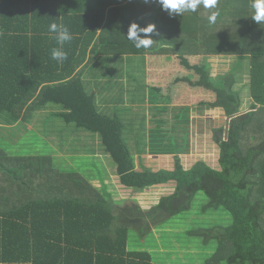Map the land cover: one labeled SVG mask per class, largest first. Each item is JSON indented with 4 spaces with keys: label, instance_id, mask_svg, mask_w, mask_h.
I'll return each instance as SVG.
<instances>
[{
    "label": "trees",
    "instance_id": "16d2710c",
    "mask_svg": "<svg viewBox=\"0 0 264 264\" xmlns=\"http://www.w3.org/2000/svg\"><path fill=\"white\" fill-rule=\"evenodd\" d=\"M252 2L217 0L215 8L201 4L195 12L170 15L158 0H0V264H154L151 253L129 250L131 225L143 220L141 232L148 233L190 210L200 192L209 200L205 210L224 207L232 217L227 227L193 233L202 235L206 243L216 241L218 252L225 249L213 262L264 264V23L252 19ZM214 11L220 15L213 25L208 17ZM107 12L118 18L114 27L103 22ZM165 14L185 21L184 30L171 34L180 40L200 34L211 52L225 51L244 60L252 57L248 75L253 103L247 113L234 91V76L215 80L206 66H191L181 57L182 64L200 78L178 82L212 91L216 100L211 106L231 118L227 139L224 129L214 131L220 169L199 161L186 170L179 156L187 148L177 147L182 137L174 129L173 134L163 131L173 150L177 149L174 170L154 172L143 166L136 170L135 155L140 158L146 146L142 133L147 115L138 104L140 93L113 92L115 97L111 96L106 109L74 67L87 46L86 38L94 39L99 28L103 42L113 29L126 34L125 25H156ZM53 22L67 25L74 37L65 44L69 56L62 64L51 59V50L57 46L49 33ZM123 83L117 78L107 87L120 88ZM128 83L129 88L135 86L131 78ZM164 111L169 107L152 106L151 117L161 122ZM21 118L25 123L40 119L36 124L40 133L26 130L25 136H18L2 127ZM70 127L78 135L97 136L99 149L84 151L92 152L93 160L99 154L109 158L112 172L126 190L141 193L173 185V191L146 212L136 200H128L123 207L124 201L107 189L108 175L96 189L80 170L64 169L36 151V155L22 152L30 137L44 140L46 134H53L54 139L59 133L62 138ZM75 141L68 143L73 147ZM103 167L108 168L105 163Z\"/></svg>",
    "mask_w": 264,
    "mask_h": 264
},
{
    "label": "rangeland",
    "instance_id": "374dc122",
    "mask_svg": "<svg viewBox=\"0 0 264 264\" xmlns=\"http://www.w3.org/2000/svg\"><path fill=\"white\" fill-rule=\"evenodd\" d=\"M129 27L130 26L125 25V27H123L124 31H128ZM127 33L124 35H127ZM110 43L111 47H116L112 41H110ZM109 53L112 55L110 56L112 59H114L115 56H123L115 49ZM213 54L222 56L215 57L216 64H212L208 69L212 72L213 78L215 80L220 79L217 73L228 70V66L221 65H225L224 63L230 64V73L228 72L225 77H235L234 91L238 94L239 99L241 100V107L244 111L250 110L253 103L251 97L253 96L248 72L251 67L252 57L247 58L246 60L241 57L238 60H234V57L231 58L230 56L232 55H228V52L226 53L225 51L220 53L213 52ZM135 57L137 65H142V63L139 62L140 56L135 55ZM113 97H115V95H113ZM208 108L209 110H206L203 115L199 116L197 112H194L192 116L189 138L190 147L189 151H187L189 153L183 156L181 155L180 157L181 163L185 169H189L193 162L199 161H205L213 167H217L219 164V150L217 145L212 141L211 135L214 127L223 125L224 123L226 125L227 120L222 110ZM210 116L213 118H208ZM38 122L41 123V120L34 119L29 123L19 120V124L15 123L12 125V128L9 127L10 125H3L2 127H4L10 134L15 133L19 136L26 130H35ZM57 126L59 132H61L58 124ZM36 131L38 132L39 129H36ZM38 133H40V131ZM82 133H84V135L73 133V127H70L69 130L62 134V138L66 140V142L62 141L61 134L59 135V133L57 138L54 139L53 137H55V135L53 134H46V137L43 138L44 140H37L35 137L31 139L30 137L28 140V146H26V148L24 147L22 152L28 150V152L24 154L33 155L35 154L34 151H36L38 153H36L37 155L44 158L51 157L55 159L64 169L72 167V169L80 170L87 183L92 187L99 189L101 187V179L105 177L107 173L111 174L112 172L111 169H109L108 172V170L103 167V163L107 166H110L111 163L109 158L106 160L102 154H99V156L93 160L92 152L84 151L85 149L92 148L99 149V146L96 141V139L98 140L97 136L91 133ZM127 134L128 136L131 135L129 132H127ZM23 135L25 136V134ZM87 136H89L88 140H84ZM48 138H51V140L48 141ZM72 139L77 140L75 141L76 146L72 147L69 145L68 142H71ZM176 139L177 138H174L173 141ZM180 141L182 142V140ZM162 145L165 149H162L159 152H169L174 149L173 145H166L164 143H162ZM131 147L133 148V146ZM24 154H22V156H24ZM141 159L142 158H140V160ZM138 160L139 158L136 157V161ZM174 161L173 157L159 160L158 158H155L154 160L151 156H145V164L153 169L160 168V166H163L162 163L171 164ZM105 184L111 194L117 199H122L124 201V203L122 202L123 207L127 205L128 200H132L131 197L133 196V199L138 201L141 209L145 212L156 205L162 196L168 195L172 192L168 186H165L151 188L137 197L134 195L131 196V194L119 184L115 172L112 177L107 178ZM208 202V197L204 192L198 193L190 210L166 219L154 226L148 233L145 232V234L141 232L142 228H140L144 226L143 220H137V226L131 225L132 227L129 229V250L151 253L154 264H216L213 260L218 259V255L221 256L225 254V249L218 252V243L216 241L206 243L202 235L193 233L200 230L212 229L215 226L227 227L232 224V217L224 207L215 210H205L204 208ZM130 206H132V204ZM219 264L221 263L219 262Z\"/></svg>",
    "mask_w": 264,
    "mask_h": 264
},
{
    "label": "crops",
    "instance_id": "0c3cea01",
    "mask_svg": "<svg viewBox=\"0 0 264 264\" xmlns=\"http://www.w3.org/2000/svg\"><path fill=\"white\" fill-rule=\"evenodd\" d=\"M125 4H128V2H125ZM226 8L230 7L226 5ZM108 14L109 13L107 12V16L103 22H107L106 25L113 24L114 27V23L118 20V18L115 17L113 19V17H109ZM165 15L167 16V14ZM166 16L160 17L157 21L155 31L152 34L154 42L148 49L136 48L134 42L129 40L127 35H121V31L120 34H118V31L115 33L114 29L110 34L104 35V41L102 42V33H100L101 28H99V31L96 33L94 39L93 37H91V39L86 38L87 44L85 45L87 46H85L86 48L80 52V56L74 65L76 71L84 77L83 79L90 84L91 90L95 92L97 102L100 105H103V107H106V109L108 108V104H110L109 101L110 98H112L111 96L113 95V92L116 94L121 91L132 90L140 93V96H137L139 99L138 104L144 109L147 115V123L144 125L142 133L143 137H145L146 146L144 154L140 156V158H142L141 160L139 155H135L134 160L136 170H141L142 166L154 172L161 170H174L175 161L171 164L162 163L163 166L156 169H153L145 164V156H151L154 160L155 158H158L159 160L167 157H173L175 160V153L177 152V149L170 150L169 152H159L160 150L165 149L162 143L166 145H173L169 138L168 141L164 136L163 131H172L171 134H173V130L175 129L181 132L179 133V136L182 137V142L177 147L180 148L183 146L182 149L186 147V152L181 154L182 156L186 155L189 153L187 151H189L190 147L189 138L192 125L191 119L194 112H197L198 115L201 116L206 112V110H209L208 107L220 110L211 106L216 100V95L212 91L201 87H191L188 83L178 81L187 79L191 82H197L200 78L195 70L189 69L187 66L182 64V56L191 66H206L207 69H209L212 64H216V60L214 59L215 57L222 56L213 54V52L207 48L208 42H206L207 46L204 45V37L200 34L195 37L194 33H192L184 40L174 37L175 34L177 35L180 31L186 28V24L184 26L185 21H180L179 17L173 19L171 16ZM147 26H149V24L139 27L145 28ZM172 33H174V35H171ZM110 41L115 44V48L111 47ZM113 49L118 50L123 56H115L114 59H112L110 57L112 55L109 52ZM231 54L232 53H228V55ZM135 55L140 56L139 62L142 63V65H137ZM230 57H234V60H238L239 58L234 54ZM224 64L225 65L221 66H228V70L226 69L227 71L217 73L220 78L228 74L229 70H231L230 64ZM250 69L251 67L249 68V74ZM209 72L211 71L209 70ZM211 76L213 77L212 72ZM117 78L118 80L121 79V81H124V88L123 86L120 88L107 87L111 81ZM130 78L132 83L135 82V86L131 88H129L130 83H128V79ZM154 92H159V94L156 96ZM152 106L169 107V111L163 112V115H165L163 118H165V120H161V122H155L153 120L151 117L153 114L150 113ZM247 112L248 111H245L244 113ZM155 114H158V112ZM208 118L212 119L213 117L210 116ZM225 118L227 120L226 116ZM16 123L19 124V121ZM9 127L12 128V125ZM226 127L227 121L226 125L224 123L223 125L214 127L211 135L213 142L214 131L219 129L226 130ZM181 155L179 157H181ZM136 157L139 158L138 161H136ZM196 163L197 162H193L190 168H192ZM207 164L209 165V163ZM107 167L108 172L109 169H111V171L113 170L112 166ZM213 168L220 169V166L218 164L217 167ZM113 174L114 173L111 172V174L108 173L107 175L108 177H112ZM108 177H106V180ZM165 186H168L170 190L173 191V185ZM165 186H155L152 188ZM149 189H145L141 193H133L131 190L126 191L130 193L131 196L134 195L137 197ZM131 198L134 200L133 196Z\"/></svg>",
    "mask_w": 264,
    "mask_h": 264
},
{
    "label": "clouds",
    "instance_id": "9594fccd",
    "mask_svg": "<svg viewBox=\"0 0 264 264\" xmlns=\"http://www.w3.org/2000/svg\"><path fill=\"white\" fill-rule=\"evenodd\" d=\"M147 2V0H146ZM163 10L168 11L169 14H179L183 12H195L202 4L204 8L211 9L217 5V0H158ZM255 9V14L252 19L258 23H264V0H253L252 5ZM220 13L218 11L212 12L208 17L209 24H215ZM155 25H149L145 28H140L139 25L133 23L128 30L127 37L133 41L136 48L148 49L154 42L153 33ZM49 33L54 34L56 47L51 50V59L58 64H62L68 59L69 53L65 50V44H70L73 40V33L69 27L63 23L53 22L49 25Z\"/></svg>",
    "mask_w": 264,
    "mask_h": 264
},
{
    "label": "water",
    "instance_id": "95a60500",
    "mask_svg": "<svg viewBox=\"0 0 264 264\" xmlns=\"http://www.w3.org/2000/svg\"><path fill=\"white\" fill-rule=\"evenodd\" d=\"M230 120H231V118H227V127H226V130H225V139H227L228 126H229Z\"/></svg>",
    "mask_w": 264,
    "mask_h": 264
}]
</instances>
